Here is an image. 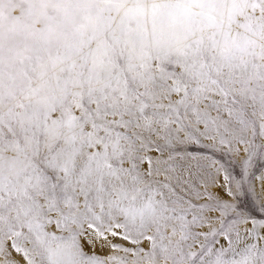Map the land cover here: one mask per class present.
Wrapping results in <instances>:
<instances>
[{"label":"snow or ice","instance_id":"1","mask_svg":"<svg viewBox=\"0 0 264 264\" xmlns=\"http://www.w3.org/2000/svg\"><path fill=\"white\" fill-rule=\"evenodd\" d=\"M0 264H264V0H0Z\"/></svg>","mask_w":264,"mask_h":264},{"label":"rangeland","instance_id":"2","mask_svg":"<svg viewBox=\"0 0 264 264\" xmlns=\"http://www.w3.org/2000/svg\"><path fill=\"white\" fill-rule=\"evenodd\" d=\"M256 184H257V191H259L260 188L259 181H257Z\"/></svg>","mask_w":264,"mask_h":264}]
</instances>
